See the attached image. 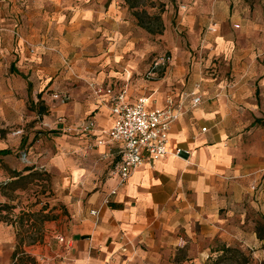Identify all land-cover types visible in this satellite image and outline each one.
Segmentation results:
<instances>
[{
    "label": "crops",
    "instance_id": "1",
    "mask_svg": "<svg viewBox=\"0 0 264 264\" xmlns=\"http://www.w3.org/2000/svg\"><path fill=\"white\" fill-rule=\"evenodd\" d=\"M62 1L30 0L23 18L41 23L47 20L71 32L90 26L102 31L104 26H118L115 20L122 18L116 1L100 17L89 6L91 0H84L79 7L75 0L66 11L58 8ZM5 5L9 6L7 0ZM45 6L56 9L48 12ZM1 14L0 20L5 23L0 25V52L9 54L15 49L19 58L25 59L22 43L13 46L12 8L4 16ZM224 21L218 19L219 28L205 36L204 43L208 46L216 43L210 47V57L233 56V35L220 30ZM49 33L54 34L46 31L42 37ZM118 35L123 37L120 32ZM75 43L81 45V38L76 36ZM115 50V63L119 65L128 52L122 51L123 48ZM19 63L23 65L24 60L11 63V73L25 78L18 71ZM132 68L130 62L124 76L114 80L116 77L100 75L96 83L116 91L124 90L130 103L146 98L149 109L165 108L169 86L180 87L178 82H182L186 73L184 66L173 68L170 75L154 85L158 90L144 97V92L132 90L129 79H122L130 76ZM199 72L193 65L187 90L200 80L198 94L202 101L197 106L191 100L184 101L183 115L169 136L170 150L180 147L189 150L190 155L169 154L156 163L147 162L123 186H118L112 173L121 160L120 148L109 143L105 136L113 125L109 97L100 102L89 89L76 97L78 84L74 83L73 89L59 85L60 91H70L71 97L66 103L53 99L57 103L55 110L63 119L56 123L55 130L69 131L71 136L59 142L60 151L51 157L47 167L62 179L68 222L62 229H56L53 221L50 228L54 231L50 236L40 235L30 240L23 231L24 222L20 227L16 222L0 218V264L24 263L25 259L40 264H200L211 257L212 247L218 243L245 245L251 238V213L256 209L264 215V164L248 152V109L241 89L236 82L229 86L218 74L213 78ZM30 85L32 88L33 83L27 80V93L31 92ZM174 98L177 103L183 99L180 93ZM88 120L95 122V129L89 135L80 129ZM100 139L107 143L96 145ZM113 189L117 193L105 204ZM30 214L34 212L28 210L27 216ZM252 235L257 240L256 233ZM60 237L65 242H60ZM20 256L24 257L19 260Z\"/></svg>",
    "mask_w": 264,
    "mask_h": 264
},
{
    "label": "rangeland",
    "instance_id": "2",
    "mask_svg": "<svg viewBox=\"0 0 264 264\" xmlns=\"http://www.w3.org/2000/svg\"><path fill=\"white\" fill-rule=\"evenodd\" d=\"M74 1L63 0L58 8L66 11L69 3ZM76 1L78 7L84 4V0ZM115 1L122 13V18L115 20L118 26H104L102 31L90 26V29L71 32L57 23L51 25L47 20L43 23L24 20L30 0H7L8 7L5 0H0L1 15L4 16L11 7L15 17L11 34L13 46L22 43L26 56L19 58L15 49L9 54L0 52V150L12 151L11 155L0 157V184L11 181L14 170L23 171L34 166L39 173L31 181H20V189L8 192L9 203L15 209L0 213V218L10 223L23 218V231L28 233L30 240L40 235L50 236L54 231L50 228L53 221L56 229H62L68 222L62 179L47 167L51 157L60 151L59 142L69 140L71 136L69 131L55 130L59 116L54 96L71 95L70 91H60L59 85L73 89L78 84L76 97H79L86 89L91 90L90 84L96 83L100 75L116 77L114 80L124 76L132 62L130 76L125 75L122 79H129L135 93L142 91L144 97H149L158 90L159 87L154 86L156 83L170 75L173 68L184 66L186 73L182 82H178L180 87L170 85L168 89V95L175 97L177 93L183 95L194 91L200 84L199 80L187 90L193 65L199 69V74L213 78L218 74L229 86L236 82L242 96L246 97L248 152L264 164V124L257 122H264V0H130V4L126 0H91L89 6L100 17ZM55 9L56 6H45L44 10L53 13ZM143 10L150 16H145ZM136 11L154 29L158 26L150 17L159 14L164 27L162 34H151L143 29L134 14ZM218 19L225 20L220 30L233 35L230 59L210 57V47L212 49L216 43L209 46L204 43L205 36L219 28ZM4 23L0 20V25ZM46 31L54 34H45L43 38ZM119 32L123 37L118 35ZM76 36L81 38V45L75 43ZM127 46L129 50H125ZM115 48L128 52L119 65L115 63ZM177 52L179 56H176ZM168 57L171 58L169 63L162 61ZM22 60L24 64L19 63L17 67L25 78L11 73L10 69L12 62ZM157 63L160 64L155 67ZM243 71H247L246 74ZM27 80L33 83L30 93H27ZM18 132L20 134H16ZM23 140L27 142L20 148ZM27 174L23 172V176ZM7 201L0 193V203ZM42 209H45L44 213ZM28 210L34 214L28 217ZM250 219L251 238L245 245L218 243L212 247L211 257L200 264H264V239L260 238L264 237V215L255 209ZM253 232L257 240L253 238ZM25 260L17 264L41 263Z\"/></svg>",
    "mask_w": 264,
    "mask_h": 264
},
{
    "label": "built area",
    "instance_id": "3",
    "mask_svg": "<svg viewBox=\"0 0 264 264\" xmlns=\"http://www.w3.org/2000/svg\"><path fill=\"white\" fill-rule=\"evenodd\" d=\"M165 60L169 63L171 58L162 59L164 62ZM159 64L157 63L155 67ZM90 88L100 102L104 101V97H109L108 107L113 117V125L109 131L105 132V136L109 143L117 144L120 148L121 160L112 171L118 186H123L132 173L147 162L156 163L169 154L176 157L190 155L189 150L180 147L170 150L169 136L173 125L183 115L184 101L191 100L193 106L201 103L202 98L198 94L199 84L196 85L194 91L184 93L180 103L175 101L173 95H168L166 106L163 109H149L146 98H140L137 102L130 103L126 99L124 90L116 91L98 83H91ZM54 99L66 103L68 96L56 94ZM62 120L59 118V121ZM80 129L85 134H92L95 122L93 120L85 121ZM202 131H206V128H203ZM16 134H20V132ZM107 141L100 139L96 145H105ZM89 148H93V146L90 145ZM116 193L117 189H113L105 198L104 203L109 204V197ZM98 213L94 214L98 215ZM59 241L65 242L62 237L59 238Z\"/></svg>",
    "mask_w": 264,
    "mask_h": 264
},
{
    "label": "trees",
    "instance_id": "4",
    "mask_svg": "<svg viewBox=\"0 0 264 264\" xmlns=\"http://www.w3.org/2000/svg\"><path fill=\"white\" fill-rule=\"evenodd\" d=\"M126 2L128 4H130V0H126ZM132 8H134L133 5H132ZM142 13L145 16H150V15L147 14V12L145 10H143ZM134 14L138 18L139 25L143 29H145L147 32H149L151 34H162L164 27H163V23H162V20H161V17H160L159 14L153 15V16L150 17L154 21H156L157 26H158L156 29H154L153 27L147 25L143 21V18L141 16V13H139L138 11H136ZM16 73L19 74L18 72H16ZM30 88H31V85H30ZM257 122L260 123V124H264V122L263 121H260V120H258ZM26 142H27L26 140H23L21 142L20 148H24ZM11 154H12V151L9 150V149L0 150V157L8 156V155H11ZM23 172H28V174L23 176ZM38 175H39L38 170L34 166H32V167H26L23 171H16V170L12 171L11 181L0 184V193H1V195L3 197H5L7 200H9V201H7L5 203H0V213L9 211L11 209H15V207L12 206V205H10V203H9L11 199H9L8 192H14V191L20 189L21 188L19 186L20 181H22V180H30L31 181L33 178H35ZM23 222H24V219L23 218H19V220L16 221V223H18V225L20 227L23 225ZM260 238L262 240L264 239L263 236H260ZM16 253L17 252L14 253L13 258H15Z\"/></svg>",
    "mask_w": 264,
    "mask_h": 264
}]
</instances>
